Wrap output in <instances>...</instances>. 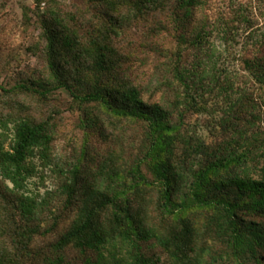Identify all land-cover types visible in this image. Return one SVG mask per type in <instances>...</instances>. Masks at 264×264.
Segmentation results:
<instances>
[{
    "label": "rangeland",
    "instance_id": "374dc122",
    "mask_svg": "<svg viewBox=\"0 0 264 264\" xmlns=\"http://www.w3.org/2000/svg\"><path fill=\"white\" fill-rule=\"evenodd\" d=\"M172 2L154 10L140 0H0V158L11 152L13 128L20 120L45 123L51 138L46 150L33 149L29 156L31 175L22 190H14L0 173V254L6 264H50L57 254L64 264L94 259L95 254L83 255L72 245L54 249L85 195L69 201L62 189L74 168L78 181L93 185L96 195L115 190L130 194L133 173L136 179L143 176L148 184L132 205L145 224L165 234L173 215L157 192L162 176L156 166L164 159L183 173L182 189L173 193L170 209L184 210L194 231L177 260L154 239L138 242L149 263L264 264V214L250 204L257 193L246 191L240 202L244 206L236 209L243 247L253 248L254 257H236L227 243V214L220 206L221 200L234 201L235 186L207 183L198 199L190 201L191 171L201 161L187 156L179 141L167 156L163 149L150 147L152 134L145 120L116 115L110 107L81 102L74 95L95 86L103 71L92 65L95 52L89 44L100 39L111 46L113 64L105 72L114 73L118 84L132 83L143 102L169 111L170 123L180 124L182 136L211 148L232 143L238 153L243 143L249 144L245 166L235 171L257 181L264 178V81L255 78L264 72V0H196L188 17L182 8L174 10ZM51 28L75 41L68 52L54 49L64 70L71 72V91L56 85L50 69ZM178 71L186 77L184 82ZM185 84L198 101L187 109ZM22 196L36 203L31 217L18 209ZM202 199L211 203L196 206ZM130 250L128 245L107 246L102 264H127Z\"/></svg>",
    "mask_w": 264,
    "mask_h": 264
},
{
    "label": "trees",
    "instance_id": "16d2710c",
    "mask_svg": "<svg viewBox=\"0 0 264 264\" xmlns=\"http://www.w3.org/2000/svg\"><path fill=\"white\" fill-rule=\"evenodd\" d=\"M169 2L170 0H140V4L154 10L163 9L168 6ZM197 3L196 0H173L171 6L173 5L174 10L182 8L184 10L183 16L188 17L191 13V7ZM48 32L49 63L54 79L57 82L56 85L71 91L72 87L69 84V78L67 79V75L70 76L71 72L70 70H64L61 64V56H57L59 53L54 49L55 47L65 48V51L68 52L75 45V41L73 42V39L68 34H65L63 30L56 31L51 28ZM89 44L94 48L95 52L92 65L95 66L97 71L98 69L103 71H100V76L96 77L95 86H91L80 95L74 94L75 97L81 102H96L105 108L110 107L111 111L119 116H130L145 120L148 123L149 133L150 135L152 134L150 147L157 146L163 149L167 156L172 153L174 141H179L183 145L184 150L187 151V156L190 155L193 159L197 158L198 163L201 161L200 167L191 171L190 188L192 190L190 201L198 199V194L207 183L213 187L228 188L235 186L237 192L234 201L230 202L229 199L220 201L221 209L227 214V221L224 222L227 225L223 226L225 232L229 233L227 243L231 245L234 256L254 257L253 248L249 246L247 250L243 247L245 239L242 235V227L236 219V209L244 206V203L240 204V202L246 191L257 193L258 196L252 198L250 204L251 207L258 209L264 214V178L257 181L250 178L247 174L241 176L235 171L243 165L245 166L244 163L250 150L249 144L245 145L243 143L244 146L242 144V147L244 150L238 153L232 143L227 145L223 143L216 148H211L203 141L182 136L179 132L180 124L170 123L169 111L155 104L143 102L135 85L127 81H121L118 84L114 73L105 72L113 64L111 63L113 53L108 43L102 42L100 39H92ZM105 74L110 75L105 77ZM178 74L179 80L184 82L186 77L180 71H178ZM256 74L255 78L257 77L263 82L264 72ZM112 84L117 87H113ZM188 89V85L185 84L183 99V103L186 106L185 109L195 106L198 102ZM178 99L179 97L177 101ZM50 139L46 124L43 122L34 123L28 120H20L14 125L11 152L3 153L0 158L1 176L12 183L14 190H22L27 177L31 175V168L28 166L27 160L33 153V149L46 150ZM235 143L240 146L238 141H235ZM156 170L158 176H162L160 177L162 187L157 186L159 200H161L163 207L168 208L166 211L173 215L171 218L172 223L167 227L165 234L145 224L144 216L140 214L139 209H134L132 205V199H136V196L141 192V188L148 184L143 176L138 174L136 179V175L133 173L135 182L130 188L132 190L130 194L126 190H122L123 193L115 190L114 194L97 192L96 195L93 185L78 181L77 168H74L71 170L72 179L70 182L65 183L62 189L67 193L69 201L75 198L76 194L85 195L80 199L75 219L69 228L61 234L54 245V249L58 252L66 246L72 245L83 255L87 253L95 254L94 259L92 257L84 258L83 264H102L104 260L102 250L107 246L114 249V247L119 245H128L131 248L132 256L131 262L127 264H150L147 257L140 252L138 242L154 239L162 249L167 251L170 257L177 260L180 256L178 254L179 251H182L183 247L188 246L192 242L194 231L193 221L183 215L184 210L177 212L170 209V206L174 205L173 193L177 189H182L179 183H181L183 173L173 170L172 164L168 159H164L161 164L157 165ZM218 172L222 175L215 176ZM209 201V199H202L196 206L199 207L201 205L204 207L205 204L211 203ZM35 208L36 203L27 196H22L18 200V209L25 217L34 215ZM109 208L112 209L111 213L104 216L105 210ZM191 209L193 211L196 210L195 207ZM244 253L246 254L244 255ZM2 257L0 254V264H6ZM183 263L189 264L190 262L184 261ZM50 264H64L62 255L57 254L50 261Z\"/></svg>",
    "mask_w": 264,
    "mask_h": 264
}]
</instances>
